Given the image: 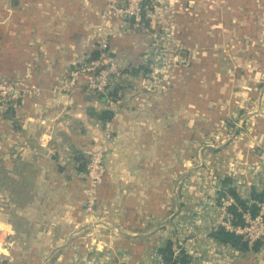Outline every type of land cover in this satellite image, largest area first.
Listing matches in <instances>:
<instances>
[{
    "label": "crops",
    "instance_id": "crops-1",
    "mask_svg": "<svg viewBox=\"0 0 264 264\" xmlns=\"http://www.w3.org/2000/svg\"><path fill=\"white\" fill-rule=\"evenodd\" d=\"M155 1L157 24L204 53L181 72L195 75L146 109L129 85L110 103L49 91L96 51L99 26L109 58H138L148 36L127 31L119 16L103 18L104 0H0V77L19 88L0 113L1 264H151L184 235L189 264H264V242L241 252L211 235L227 187L248 200L264 188V113L244 110L264 49L229 43L260 32V0ZM31 86L44 94L25 92ZM105 108L111 120L97 116ZM239 113L237 138L218 142ZM61 142L83 153L107 146L94 224L75 204L80 192L57 176L51 150Z\"/></svg>",
    "mask_w": 264,
    "mask_h": 264
},
{
    "label": "rangeland",
    "instance_id": "rangeland-1",
    "mask_svg": "<svg viewBox=\"0 0 264 264\" xmlns=\"http://www.w3.org/2000/svg\"><path fill=\"white\" fill-rule=\"evenodd\" d=\"M260 5L263 12L260 18V32H257L256 35L249 34L248 37L245 36L242 39H229V43L235 40V43H242L241 45H244L245 47H256L261 50L264 49V0H260ZM256 11H258V8H256ZM122 21L124 22L125 29L130 33H142L148 37L144 41L143 49L134 63H132L129 58H126V56H121V58H119L121 62L117 63L120 66L121 75L113 77L102 94L105 97L104 99L110 103L113 99L115 100V98L108 95L110 90L117 88V86H121L117 90V93L120 96L122 93V87L129 85L132 86V95L134 98H137L139 106L148 109L151 106H155V104L157 105V102L160 104V102L163 101V98L176 88L177 83L182 86L189 77L188 74L192 73L195 75L192 70H188V74H183L181 72L185 66L188 67L191 61L197 58V56L203 51L197 48L198 46L191 47L182 43L180 40L178 41V39L173 37L170 29H166L164 36L158 41L151 35V31H157L156 26L153 29L150 28L149 31L142 29L133 30L126 20L122 19ZM226 45L229 44H227V42H225V44L216 43L213 45V50L218 47L224 48ZM96 47L97 42L96 44H93L94 50H97ZM256 54L254 57H261V61L256 63L258 67L254 73L257 78L254 87H252L253 96L248 98L249 102L247 101L248 103L245 104L244 110L248 112L252 111V113L255 114L259 112L262 114L264 113V54ZM236 57L237 56H235V59ZM90 58H92V54L85 55L71 68L63 71L49 91L54 95L66 94L68 96L73 95L75 92H81L89 96L98 97L100 93L92 90L90 91L86 87V72H79L75 82L73 84L69 83V74L73 71L79 70L80 67ZM1 82H9L16 91L19 89L13 82L6 78L0 77V83ZM36 88L37 86H31L30 90H25V92L36 94ZM42 92H44V90L43 88H40L37 94H44ZM10 94L5 104L3 106L0 105V113H5L9 107ZM159 106L155 107L157 108ZM242 115V113H239L232 119V125L229 126V130L226 132L227 134L222 135L220 133L217 137L219 139L218 142H220L221 139L223 141V139L230 140L237 138V134L239 133L238 130L243 126ZM106 130L109 137L112 138V125L106 127ZM207 142L214 145L217 144L212 140H207ZM73 151L74 150L70 145L62 142L51 150V154H55L53 162L57 164L58 167L57 176H59L60 180L64 183L72 184L73 187L80 192V200L78 202L76 200L75 204H79V207L82 208L85 212V216L88 218L89 222H91L90 224H94V215L97 210L96 208L100 203L98 189L99 186H101L105 174V154L107 152V146L105 144H97L93 148L85 151L84 156L86 161L84 171L76 170V163L73 159L75 153ZM100 151L102 155L99 163L92 165L91 159H93L96 156V153ZM87 169L90 173L86 172ZM93 227L94 225H92V228ZM181 238H185V235L181 236ZM0 258L1 262L3 258L1 256ZM29 262V257H21L16 260L12 259L10 262L7 261L6 264H33Z\"/></svg>",
    "mask_w": 264,
    "mask_h": 264
},
{
    "label": "built area",
    "instance_id": "built-area-1",
    "mask_svg": "<svg viewBox=\"0 0 264 264\" xmlns=\"http://www.w3.org/2000/svg\"><path fill=\"white\" fill-rule=\"evenodd\" d=\"M105 11L102 13V17L106 18V15L114 14L126 20L135 29H142L149 31L150 28L157 27V31H151V35L158 41L164 36L166 28L157 24L155 17L157 14L158 1L155 0H104ZM156 9V10H155ZM98 34L101 38L97 40V51L98 54L95 57L90 58L85 62L79 70L73 71L69 74V83L73 84L77 79L79 72H86V87L88 90H92L97 93H103L108 87L110 80L113 77L121 75L120 66L116 61L108 57V42L106 38V31L102 26L98 27ZM97 33V32H96ZM15 88L9 82L0 83V105L3 106L8 99L9 94ZM36 88L35 93L38 92ZM101 151L96 153V156L91 159L92 165L99 163L101 157ZM87 173H90L88 169ZM264 188H261V190ZM246 198H249L246 195ZM247 200V205L252 201ZM216 211L215 226L213 229L218 227H224L227 231L234 232L252 246L254 242H264V200L256 202L258 211L253 214L250 209L246 208L241 212L242 223H234L232 219V213L230 207L235 203L232 196L223 194L219 196L214 202ZM184 238L177 240L180 244L179 247H175V253L177 254L180 249L186 251V244L183 242ZM154 258H152L151 264H167L163 261L158 251H155Z\"/></svg>",
    "mask_w": 264,
    "mask_h": 264
},
{
    "label": "trees",
    "instance_id": "trees-1",
    "mask_svg": "<svg viewBox=\"0 0 264 264\" xmlns=\"http://www.w3.org/2000/svg\"><path fill=\"white\" fill-rule=\"evenodd\" d=\"M98 51L96 50L92 57L97 56ZM107 95V94H106ZM105 95V96H106ZM108 95L117 98V88L110 90L108 92ZM100 99H104V95L101 93L98 95ZM97 116L102 119L103 121H108L113 118V111L110 109H102L97 113ZM75 156L73 157L75 163H76V170L78 171H84L85 170V156L84 153L80 150L73 149ZM80 161V162H79ZM224 185H226V181L224 182ZM227 192L234 198L235 203L232 205L229 209L232 213V219L234 220V223H242L241 218V212L238 210V208H241L242 210H245L246 208L250 209L253 214H256L258 211V206L256 202L264 200V189L260 191H256L252 189L251 191V203L247 205V200L241 198L234 189L227 187ZM211 235L216 240L224 243L229 244L232 247H234L236 250L245 252V251H252L255 252L260 248L261 242L256 241L252 246H249L248 243L242 238V236L235 234L234 232L227 231L224 227H218L215 230L211 232ZM158 252L163 259L164 262L167 264H189L191 257L188 253L185 252L184 249H180L179 252L175 253V246L173 241L167 240V242L158 248ZM6 264V262H4ZM125 264V263H121Z\"/></svg>",
    "mask_w": 264,
    "mask_h": 264
}]
</instances>
